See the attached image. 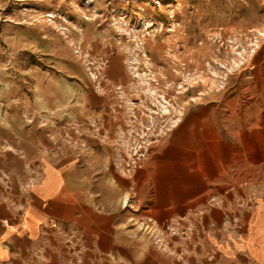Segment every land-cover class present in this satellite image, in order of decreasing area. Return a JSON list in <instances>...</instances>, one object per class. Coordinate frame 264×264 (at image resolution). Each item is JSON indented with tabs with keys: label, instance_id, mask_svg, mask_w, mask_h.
Wrapping results in <instances>:
<instances>
[{
	"label": "rangeland",
	"instance_id": "obj_1",
	"mask_svg": "<svg viewBox=\"0 0 264 264\" xmlns=\"http://www.w3.org/2000/svg\"><path fill=\"white\" fill-rule=\"evenodd\" d=\"M71 1L119 44L85 69L120 106L111 122L121 137L117 167L133 183L108 189L119 180L104 161L96 199L105 232L153 237L161 226L142 214L151 206L163 229L184 219L212 247L244 244L237 250L256 264L251 253L264 250V0ZM115 54L123 75L113 83L102 73Z\"/></svg>",
	"mask_w": 264,
	"mask_h": 264
},
{
	"label": "crops",
	"instance_id": "obj_2",
	"mask_svg": "<svg viewBox=\"0 0 264 264\" xmlns=\"http://www.w3.org/2000/svg\"><path fill=\"white\" fill-rule=\"evenodd\" d=\"M3 2L10 9L0 13V264H249V253L237 250L243 243L236 252L212 247L184 219L163 229L151 206L142 214L161 226L153 237L105 232L96 199L104 161L119 180L105 182L108 189L133 183L117 167L121 137L111 122L120 106L105 101L104 83L95 86L85 69L118 41L71 0ZM102 74L120 80L119 54ZM251 255L264 264L263 249Z\"/></svg>",
	"mask_w": 264,
	"mask_h": 264
}]
</instances>
